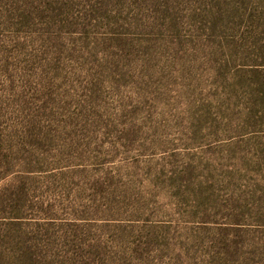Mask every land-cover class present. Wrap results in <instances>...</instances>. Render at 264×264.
I'll return each mask as SVG.
<instances>
[{"label": "rangeland", "instance_id": "374dc122", "mask_svg": "<svg viewBox=\"0 0 264 264\" xmlns=\"http://www.w3.org/2000/svg\"><path fill=\"white\" fill-rule=\"evenodd\" d=\"M0 264H264V0H0Z\"/></svg>", "mask_w": 264, "mask_h": 264}]
</instances>
